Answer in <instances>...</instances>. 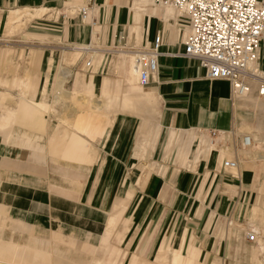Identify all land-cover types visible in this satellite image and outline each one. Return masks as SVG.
<instances>
[{
	"label": "crops",
	"instance_id": "0c3cea01",
	"mask_svg": "<svg viewBox=\"0 0 264 264\" xmlns=\"http://www.w3.org/2000/svg\"><path fill=\"white\" fill-rule=\"evenodd\" d=\"M79 2L80 0H0V38L12 37L23 30L16 34L8 33L6 29L10 12L18 10V8L35 9L43 7L48 9L49 13L41 18L25 19L24 21H30L32 27L55 31V33H58L57 36L65 37L68 42H72L70 48L73 50L71 52L66 49L62 51L55 75L53 93L62 65L71 68L73 73L65 85L75 77L72 66L76 65L85 55V51L79 49L81 46L90 45L93 41L101 44V40L105 44L109 43L112 44L111 46H116L118 36L121 35L122 38L125 34H127L130 45H137L131 40L133 26L131 6L134 0H96L92 18L95 19L94 22L97 26L93 28L90 25L91 19L82 24L69 22L75 16L71 15L68 9L77 7ZM155 6L156 4H153L148 7V12L151 15L150 30L148 31L145 27V17L143 18L141 43L139 45L147 42L149 32L152 35L157 28H154L153 23L156 13L152 7ZM170 12L166 17L159 16L160 13L157 12V16L163 19L162 33L166 37V44L162 48L163 52L177 50L179 48L177 42H182L184 39L182 35H179V31L183 27V24L179 25V20L177 21V32L173 31L174 19L172 15L175 14L171 10ZM48 15L50 18L53 16V22ZM61 19H64V23L60 24L59 20ZM32 22L38 25H34ZM96 29L100 32L99 39L96 36ZM34 33L36 32H26L27 38L31 40L33 36L42 34ZM77 50H81L83 56L81 55L82 58L80 57L72 62ZM5 53H9L6 60L10 62L12 60L10 54L13 52L6 50ZM23 53L24 50L20 55L21 58ZM90 53L84 63L83 70L85 72L77 74L75 77V89L67 90L90 93L93 97L99 98H103L108 93L116 95L124 93V89L130 87L126 81V76H122L123 80L126 81L124 87L118 84L112 89L105 84L106 81L103 77L87 74L89 70L96 71L101 67L103 68L110 60L108 54H116L117 56V53L99 50ZM118 56L116 61L112 59L110 63L115 62L118 72L122 74L120 69L121 60ZM44 57L43 47H32L31 55L27 59L28 64L24 66L22 76L8 80L0 76V83L17 87L18 92L20 89L26 88V97L29 101L43 103L46 101L45 96L48 93L55 64L54 57H51L49 71L47 70L43 75ZM88 60L92 61L94 67H87ZM262 62L264 63V47ZM160 64L159 81L153 83L149 86L151 88L147 89L140 85L142 91L155 95L156 104L154 108L145 107L144 105H137L138 107H136V105L121 103L118 106L120 108L117 107L119 104L116 103L115 106H111L109 109L106 108L109 123H105V125L110 124L112 121L111 112L114 113L120 111V109L121 111H131L141 117L143 119L141 125L144 128H149L153 119L160 116L161 124H157L155 129L152 128L153 140L150 139L151 135L149 134L145 138L143 130L137 125L136 115L123 113L117 115L115 124L110 129V135L105 142L91 141V144H83L84 148H78L76 154L71 153V149H62V146H60L62 143L64 144L66 138H72V143H74L73 135H67L64 139L67 128H65L64 135H60L58 131L54 133L56 127L52 126L53 124L49 125L47 135L39 139L36 144L34 142L29 143L20 135L8 138L0 134V264H136L139 262L138 256L132 255L127 258V253H124L126 251L121 248L120 244L126 241L138 246L141 240H143V248H147L139 253V256L144 260L153 261L159 251L171 250L169 261L173 259L174 253L178 251L182 256L181 264H188L189 262L190 264H206L204 262H207V260L214 262L217 256L221 255L222 249L227 248V240L209 242L206 244L207 248L210 246L207 253L200 246L202 240L200 238V223L189 225L184 222V219L183 222H179V217L175 221V218L170 217L169 208L160 203V200L168 198V189L174 187L172 184L178 182L179 172L177 176H174V174H171L173 168L167 167L162 172L164 175L154 178L153 173L155 171L153 168L155 163L158 167L159 165L166 166L153 159L152 163L154 164H151L146 173V178L149 180L147 184L149 190H143L138 183V181L141 182L139 172L133 169L140 165V159L144 151L143 144H146V150L153 154H151L153 158H155L153 152L158 150H162L163 154L165 152V155H169L170 152L174 153L178 163L186 166L189 170L181 186L174 187L181 195L179 199H183L192 180L191 177L194 176L190 172L193 173L198 164L200 169L198 173H203L201 177L204 178L203 180L200 178L201 183L197 182L199 190L196 189L197 186L194 187L196 189L195 193H198L197 197L203 194L206 201L209 198V204L212 206L198 207L197 210L195 209L197 212L193 213L200 214L199 211H201L202 217L206 214L221 215L223 213L222 202L217 209H214L213 204L215 205L219 199V192H222L221 188H223L222 183L226 184L230 191L236 192L235 181L241 179L244 183L251 180L256 166L249 165L250 167L246 169L239 168L233 174V177H230L231 174L221 169L224 158L219 156L218 151L216 149L210 151L204 147L202 141L207 133L203 130L209 132L222 131L219 128H224L225 131L231 130L234 126L230 117L232 101L233 103L234 101L239 102L237 107L263 109L264 98H260L255 93L256 87L248 96H232L228 81L209 80L205 77L204 70L193 59L162 56ZM19 68H21L20 63L12 71L18 73L21 70ZM131 87L133 86L131 85ZM1 90L0 86V92ZM190 92L192 97L189 96ZM10 96V92L0 93V117L4 114L3 112H5L7 106L6 102L3 108L1 101L9 100ZM200 104H203L204 107H200ZM132 106H135L138 110L135 107L134 110ZM13 108L16 109L15 106ZM110 109L112 111L109 113ZM191 109L193 111L190 112V119L188 113ZM224 117L227 118V124L221 123L220 125L218 120ZM87 118L88 123L85 125L84 136L99 134L98 129L94 131L90 129L92 118L90 119L88 116ZM58 127H61L59 122ZM195 128H199V132ZM262 129L259 127L260 134ZM53 133L54 135L50 137ZM251 134L257 143L258 135L252 131ZM103 135V138H105L106 134L103 133ZM78 136L80 135L78 134ZM166 136L167 139H165ZM209 137L208 139H210ZM80 138L83 141L81 136ZM12 139H19L20 144L11 143ZM50 142L51 144H49ZM196 142L197 148L194 150ZM193 151L194 158L191 159L190 155ZM72 155L76 157L74 158ZM91 156L94 157L93 160H91ZM89 158L91 161L87 163ZM248 159L255 160V162L257 160L264 161L261 158ZM218 166L220 169H214ZM76 168H82V172L77 173ZM206 170L211 172L207 173ZM214 170L218 174L214 173ZM190 175L191 177L188 178ZM181 188L186 189V191L180 190ZM127 190L133 192L129 191L127 198H132L133 194V198L138 197L137 193L144 192L152 200L145 211L136 213L137 215L143 214V220L146 216H149L148 223H139L141 227L144 225L143 231L147 233L145 239H130L128 241V239L122 238L117 231L118 219L131 209L127 204V200L122 199ZM256 200L263 203L264 195H258ZM114 204L115 209L111 212ZM248 209L256 212L258 206L250 203ZM136 216L134 215L132 220ZM214 216H211L208 225H205L206 227H210L215 221ZM122 228L123 225L120 229ZM133 230L135 231L137 228ZM256 230L260 232L259 228H256ZM114 235L117 237V243L113 242ZM263 244L264 242L261 240L260 247L262 250H264ZM59 246H65L67 251L72 253L75 251V247H83L88 253L78 251L81 254L67 253L64 255ZM124 246L127 247V244ZM95 252H98V254H95ZM215 264L220 263L216 262Z\"/></svg>",
	"mask_w": 264,
	"mask_h": 264
},
{
	"label": "rangeland",
	"instance_id": "374dc122",
	"mask_svg": "<svg viewBox=\"0 0 264 264\" xmlns=\"http://www.w3.org/2000/svg\"><path fill=\"white\" fill-rule=\"evenodd\" d=\"M152 9L156 13V17L153 18L154 28H156V27L162 28L163 19L159 16L163 15V17H166L171 12L167 11L163 7L159 8V7L155 6V7H152ZM157 12L160 13L159 16H157ZM52 18L53 17H51L50 19L53 22L54 19H52ZM25 19L26 18H23V20H25ZM63 20L64 19L59 20V23L60 24L64 23ZM68 21H69V19H68ZM68 21L66 22V25H67ZM72 21L75 22L76 24H82L81 21L78 20L77 18H73L69 22H72ZM29 22L30 21L26 22L21 33L14 35L12 37H9V38L5 37V34H4L5 38H0V51H3L0 53V76L3 79H7V80L13 79L14 77L17 78L18 76H22L23 68L25 65L28 64L27 59L31 55V48L32 47H34V48L43 47L44 48L45 57H44V66H43L44 69L42 72L43 75L48 70L49 61H50L51 57H54L55 64L53 66L51 83L49 84L48 93L45 96L46 101H44L43 103L40 104L41 111L37 112L36 114H34L33 112H30V115H24L23 117L24 118H27V117L30 118L27 120L31 121V122L33 120H36V119H37V121H39V120L44 121V119H48V121H44V122H47V131H48L49 125L53 124L52 126L56 127L54 133L58 131L60 135H64L65 128H67V126L65 127L64 122H62V121H64L63 117L66 115L72 114L74 111H76V109L79 108V106H77V101L74 100V102H73V101L68 100V99L65 100L66 102L63 101L62 103L57 104L58 100H54V99H57V97H54L55 95L53 93V88H54V83H55V75H56V72L58 69V64H59V62L61 60V56H62V51H63V49H66L67 51L71 52L73 50L70 48L72 42H68L65 39V37L62 38L60 36H57L58 33H55V31H52L50 29H48V30L44 29L43 30V29H39V27L38 28H36L34 26L32 27ZM32 24L38 25L35 22H32ZM48 25H50V24H48ZM50 26H52V25H50ZM7 28L9 29L10 26L8 25ZM182 30L184 31V29H182ZM18 32L19 31H17V33ZM26 32L27 33L36 32V33H42V34H38L39 36H33V39L30 40L27 38ZM36 33H34V34H36ZM166 33H167V31H166ZM12 34H16V32L12 33ZM126 36H127V34H125V39H126ZM127 40H128V37H127ZM77 43H80V42H77ZM111 45L112 44H109V43L108 44L103 43L102 40H101V44H98L94 41L92 43V47H96V48L114 47L116 49L117 48L121 49V47H122L118 43H116V46H111ZM122 49L131 50L132 46H130L128 49L122 47ZM6 50L13 52L12 54H10V56L12 57V60L10 62H8L6 60L7 55H9V53H5ZM22 50H24V53H23V57L21 58L20 55L22 53ZM108 55H109L110 60L108 63L105 64V66L103 68L101 67L102 69L99 68L96 71L89 70V71H87V74L88 75L94 74L98 77H103L106 81L105 84L110 86L112 89H114L116 87V85H118V84H120L124 87L126 85V82L123 80L122 74H120L118 72V69L116 68L115 62L110 63V61L112 59H115V61H116L118 55L117 56H116V54H108ZM88 57H89V54L87 55V57H85V55H84V57L82 59H80L76 65L72 66L74 69V72H75V77L77 74L85 72L83 70V67H84L85 60ZM19 63H20V67H21L19 69H21V70H19L18 73L13 72L12 70ZM92 67H94V64L92 65ZM75 77L73 78V80H71V82L67 83V85L65 86V87H67L68 90L75 89ZM0 86L2 88V90H1L2 93L10 92L14 96L17 95V94H15L18 92L17 87H10L9 85L4 84V83H0ZM189 96L192 97L191 92H190ZM191 97H189V98H191ZM47 101H49V103H47ZM6 102L8 105L11 101H9V100L1 101L3 108H4V105ZM234 103H236V104H234ZM234 103H233V101L231 102V116H230L231 121H233V123H234L233 128H231V130L229 129L227 131H225L224 128H219V129L224 131V132L234 131V132L238 133V135H242L244 133L249 134L252 131L258 135V141L255 144L253 151H251V152L253 153L256 151H264V108L263 109H255L254 107H237L239 105V102L234 101ZM62 104H63V106H61ZM10 105H11V107H13L12 104H10ZM162 105H163V103H162ZM235 105H236V107H235ZM73 107H75V108H73ZM200 107L203 108L204 107L203 104H200ZM68 108H70L71 110L70 109L68 110ZM162 109L163 108L161 106V110ZM192 111H193V109H191L189 111L188 118H190L189 115H190V112H192ZM120 113L134 114L131 111H117V112L111 113V118H112L111 123L108 125H105V124L99 125L97 127V129L100 131V133L96 134L95 136H93V135L84 136V133H75V131H72V132L75 134H79L83 138V141H84L83 144H91V141H102V142L104 141L105 142L110 135V133H109L110 129L115 124L117 115ZM134 115H136V114H134ZM87 116L92 118L94 116L93 111L88 110ZM135 119L137 120L138 127L143 130L145 138L149 134V135H151L150 139L153 140L154 134H153L152 128L155 129L157 124H161L160 123V121H161L160 116H157L156 118L153 119L152 123H150L149 128H144L141 125V123L143 122V119L141 117L136 115ZM226 120H227V118L224 117L221 120L219 119L218 121L220 122V125H221V123L227 124ZM58 122H59V125H61V127H58ZM39 124H42V123L39 122ZM259 127L263 128L261 134L259 133ZM195 130L197 132H199V128H195ZM203 131L210 135L209 131H206V130H203ZM54 133L50 137H52L54 135ZM103 133L106 134L105 138H103L104 137ZM31 134L33 135L32 132H30V136H32ZM50 137H49V140H50ZM165 139H167V136L165 137ZM37 141L38 140L34 141V144H36ZM13 142L15 144H20L19 139H12L11 143H13ZM49 144H51V142ZM60 146H62V149H68V150H70L71 148H74V149L80 148V146H74L73 145L72 138H66L64 144L62 143V145H60ZM142 147H143L144 151L142 152L143 156L140 159L141 160L140 165L133 169V170H138V172H139V178H141V182L138 181V183H139L140 187L143 190H149V188L147 187L149 180L146 178L147 177L146 173L150 169L151 164H154V163H152L153 159H154V161H157V162L166 166V167H163V166L159 165V167H158L157 164L155 163L154 168H153L155 171L153 173V177L158 178L159 176L164 175V173H162V172H164V170H166L167 167H172L173 169L171 171V174H174V176H177L178 172H179V178L181 179L179 181V178H178V182H176L177 184L173 183L172 186L180 187L181 183L183 182V179L185 178L186 173H189V170L187 169L186 166L178 163V159L176 158V155H174V153H172V152H170L169 155H165V152L163 154L162 150H158L156 152H153L155 155V158H153L151 156L152 153H150V151L146 150V144H143ZM196 148H197V142L194 144V150ZM238 148H240V147H238ZM238 153L240 155L239 157H240V161H241V167H240L241 169H246L247 167H250L249 165H251V166L255 165L256 168H255L254 174L252 175L251 180H247L244 183H243V181H241V179H238L235 181L236 187H237L236 192L230 191V189L227 187V185L222 183L223 188H221V189H222L223 193L219 192V199L215 205L213 204L214 209H217V207L220 206V203L222 202L221 206L223 209L222 210L223 213H221V215H215L214 216V214L213 215L206 214L205 216L202 217L201 216L202 212L199 210L198 211L200 212V214L193 213V212H197V211H195V209L197 210L198 207L199 208L200 207H206L208 205H209V207L212 206L211 204H209V202H210L209 198H207V201H206V199H204L203 194H201L197 197L198 193H195L196 189L199 190L198 183L199 182L201 183V181L204 178V177L203 178L201 177V176H203V173L202 174L198 173V170H200L198 168V164L196 165L195 169L193 170V173L190 172V174L191 175L193 174L194 176L191 177V175H190L188 177V178L191 177L192 180L189 184V188L187 189V191H186V189H182L183 187L180 189V190L187 192L183 199H179L181 197L180 193H178L174 189V187H172V188L168 189V195H169L168 198L166 197L164 200H160V203L163 206H167L169 208V212L171 213L170 217L175 218V221H176V218L179 217L180 218L179 222H183V219H184V222L189 224V225H193V224L198 225V223H200V228H199L200 229V238H202V240L200 241V243H201L200 246H202V249L206 250L207 253H208V250L210 249V246L207 248V246H206L207 243H209V242L213 243V242H217L220 240H227L228 241L227 242L228 243L227 248H225V250H224V248L222 249L221 255L217 256V258L214 262H211L210 260H207V262H204V260H202V262H204L206 264H215L216 262H219L220 264H264V250L261 249V247H260L261 245H260V241H259V239H261L262 242H264V201L262 203V202H259L256 200L258 195H264V161L257 160L255 162V160L246 158L245 154H242L240 151ZM91 157H92L91 160H93L94 157L93 156H91ZM190 158L191 159L194 158V151L191 153ZM91 160L89 158V162H87V163H90ZM76 169H77V171H76L77 173L82 172V168H76ZM214 169H220V167L219 166L214 167ZM206 172L209 173L211 171L206 170ZM213 172L218 174L215 170ZM200 178L202 180H200ZM226 178H230V177H226ZM128 185H129V183L127 184V186ZM194 187H196V189ZM129 191H131V190L126 191V195L122 199L127 200V204H128V206L131 207V209L129 211L125 212V214H123V216L118 219L117 231L121 235L122 238H125V240L128 239V241L130 239H133V240H137V239H141V238L145 239L147 237L146 236L147 233H146V231H143L144 225H143V227H141V226H139V223H144V224L148 223V221H149L148 217L149 216H146L145 219L143 220L144 215L143 214L137 215L136 213L145 211L146 207H148L151 204L152 200H150L144 192L137 193L138 197L133 198L134 197V194H133L132 198H127L126 196H127V193ZM140 191H142V190H140ZM122 199H120V200H122ZM250 203H251V205L255 204L258 206V210L256 212L252 209H248V205ZM115 204H114L111 212L114 211ZM133 205H135V206L132 207ZM187 212H188V214H187ZM134 215L135 216L137 215V216L134 220H132ZM211 216H214L215 221H213V223L210 227H206L208 225V222H209ZM130 224H131V226H130ZM122 225H123L124 229L123 228L120 229ZM129 228H131V230H129ZM134 228H137V230L134 231L133 230ZM256 228H259L260 232H258L256 230ZM118 229H120V230H118ZM220 229H223V230L220 231ZM252 230L257 232L258 237H257L256 241L248 242V241H246V239L244 237V232L252 231ZM112 239H113L114 243L118 242L117 237L115 235L113 236ZM142 241L143 240H141L140 244L138 243V246H135L134 243H132V244L130 242L127 243L126 241L123 242L122 244H120L121 248L124 251H126L124 253H127V255H126L127 258H128V256L130 258L132 255L138 256L139 262L136 264H139L141 260H144L139 256V253L143 252L145 249H147V248H143L144 245H143ZM125 244H127V247L124 246ZM59 248L63 251V253L65 255L67 253H69V254L74 253L75 255L81 254L80 252L88 253V251L84 250L83 247H75L74 248L75 251H73V253L68 252L67 248L65 246H59ZM112 249H114V248H112ZM78 251H80V252H78ZM89 253H92V252H89ZM95 254H98V252H95ZM170 255H171V251L168 252V254H167L168 261L167 260L166 261L168 264H169V260H170L168 256H170ZM184 255H186V254H184ZM204 259H205V257H204Z\"/></svg>",
	"mask_w": 264,
	"mask_h": 264
},
{
	"label": "built area",
	"instance_id": "2783aa9c",
	"mask_svg": "<svg viewBox=\"0 0 264 264\" xmlns=\"http://www.w3.org/2000/svg\"><path fill=\"white\" fill-rule=\"evenodd\" d=\"M161 6H170L179 13V25L185 24L188 33L179 48L173 52H163L166 37L161 28H156L148 41L141 46L130 45L127 36H118L117 43L135 53L138 82L149 87L159 81L160 58L193 59L205 72V77L225 79L230 83L231 94L246 95L255 88V93L264 98V0H154ZM96 0H80L77 14L81 22L90 18ZM66 16V14H64ZM94 21L95 19L92 18ZM97 21V20H96ZM184 34V31L181 32ZM124 43V44H123ZM116 44V43H115ZM93 48H83L87 57ZM88 66H92L88 60ZM220 131H212L214 138ZM236 144L250 147L252 137L248 133L237 135ZM235 157H225L221 169L233 175L241 167ZM248 242L257 240L256 231L244 232Z\"/></svg>",
	"mask_w": 264,
	"mask_h": 264
},
{
	"label": "bare ground",
	"instance_id": "6f19581e",
	"mask_svg": "<svg viewBox=\"0 0 264 264\" xmlns=\"http://www.w3.org/2000/svg\"><path fill=\"white\" fill-rule=\"evenodd\" d=\"M79 4H80V2L77 3V7H72L71 9H68V12L71 15L76 17ZM153 4H156V7H159V8L163 7L167 11L171 10L174 12L175 15H172L173 19H174L173 31L177 32V23H178L177 21H178V16H179L180 12H178L177 10H175L174 8H172L170 6H161V5L157 4L154 0H134L133 5L131 6V8H132L131 10L133 11V26H132V30H131V40L137 44L136 46H141L139 44L141 43V34H142L141 29H142V21H143L144 17H145V27H146L147 31L150 30V24H149L150 22L149 21H151V15L148 12V7L153 5ZM46 13H49L48 9L43 8V7L42 8H35V9H30V8L19 9L18 8V10H14V11L9 13L8 20H7V27L9 25L10 28L9 29L7 28L6 30L8 31L9 34H12L15 32L17 33V31L20 32V30H22L26 24V22H24L23 18H26V20H31V19L33 20L34 18H37V17L41 18ZM49 18H50V16H49ZM89 19H91L90 25L92 26V28L97 26L96 23L92 20V14L90 15ZM88 20H86L85 22H81V23H86V22H88ZM182 29H184V34L182 35V33H181L182 30H180L179 35L180 36L182 35L183 38L185 39V37L188 33V27L185 24H183ZM162 30H163V25L161 28V32H162ZM95 32H96L97 38L99 39L100 32L98 31V29H96ZM87 47L93 48L90 52L99 50V51H107V52L110 51V52L117 53V55H119V58L121 60L120 69H121L122 76L123 77L126 76V81L130 85V87L125 88L124 93H121L119 95H116L113 93H108V94H106V96H103V98H99L96 96H95L96 97L95 98L90 93L68 91L67 88L65 87L66 86L65 84H66V82H68V80H70V77L72 76L73 73H72L71 68L63 66V65L61 66V68L59 70L58 77H57V84H56L55 90H54L55 91L54 97H57V99H54V100H58L57 104L62 103L63 101H65L67 99L71 100L73 102H74V100L77 101V106H79V108L76 109V111H74L71 116H68V115L64 116L63 117L64 121H62V122H64V125L67 126L66 133L64 135V139L67 135H73V138H74L73 144L75 146L79 145L81 149L84 148V146H83L84 142L82 141L80 136H78V134H75V133H84V129L86 128L85 125L88 123L87 122L88 121V118H87L88 110H91L94 113V116L92 117V120L90 123V129H92L94 131L95 129H97V127L99 125L109 123L107 121L108 117L106 115V112H107L106 108L109 109V107L115 106V103L116 104L121 103V104H126V105L132 104V105H136V107H138L137 105H141V106L144 105L145 107L150 106L152 108H154L155 104H156V97L154 94H151L150 92H145V91L141 90V86L138 82V72H137V69L135 66V63H136L135 53L132 50H125V49H122V47H121V49L120 48H117V49L116 48H111V49L110 48H96V47H92V43L90 45L81 46V48H79V49L83 50V48H87ZM81 50H77V52H75V57L73 56L74 59L72 62H75L77 59H79L81 57V55L83 56V54H81ZM91 64H92V61H91ZM87 67H90V66L87 65ZM212 80H225V79H212ZM131 85L133 87H131ZM144 88H151V87H144ZM249 94H246V95L235 94V96H248ZM17 95L18 96L16 97V95L14 96L11 94V96L9 98V101H11V102L6 106L5 112H3L4 114L0 117V134H2L3 136H6L8 138H12L14 135L15 136L20 135L21 137L28 140L29 143L34 142L35 139H37V140L41 139L43 136L47 135V122H44V121H48V119H44V121H42V120L37 121V119H36V120H33L31 122V121L27 120L30 118H28V117L24 118L23 117L24 115H30V112H33L34 114H36L37 112H40L41 111L40 103H37L34 101H29L27 99L26 88L20 89V91L17 93ZM103 95H104V93H103ZM47 103H49V101H47ZM10 104H12L13 107L15 106L16 109L11 107ZM61 106H63V104ZM118 106H120V104L117 105V107ZM70 108H68V110ZM73 108H75V107H73ZM118 108H120V107H118ZM135 108H134V110H135ZM112 109H113V107H112ZM136 110H138V109L136 108ZM139 110H140V108H139ZM111 111L112 110L110 109L109 113ZM120 111H121V109H120ZM105 121H107V122H105ZM39 122L42 124H39ZM87 130H88V128H87ZM72 131H75V133L72 134ZM30 132L33 133V135L31 134L32 136H30ZM87 134H89V132H87ZM206 135H205L206 137L202 141L204 147L208 148L210 151H214L216 149L218 151L219 156H222L223 158L235 157V154L237 156H240L238 153L240 151L242 154H245V156L247 158L264 159V151H256L253 153L251 152V151H253L255 144H256V141L254 140L251 133H249V135H251V137H252L251 146L245 147V148L237 146L236 136L238 135V133H236L234 131H229V132L220 131L219 136H217L215 138L212 135L210 136L208 133ZM201 137H202V135H201ZM208 137L210 139H208ZM238 147H240V148H238ZM71 151H70L71 153L74 152L73 154H76L77 148L76 149L71 148ZM219 156H218V158H220ZM70 158H71V156H70ZM238 158L240 159V157H238ZM236 171L237 170H234V174ZM230 177H233V175H230ZM259 241H261V240H259ZM169 251H171V250H168V251L167 250H161L158 252L155 260H153V261L143 260V262H141L140 264H168L167 263V261H168L167 254ZM36 252H38V251H36ZM181 260H182L181 254L178 251H176L174 253L173 259L171 261H169V264H181ZM188 264H190V262Z\"/></svg>",
	"mask_w": 264,
	"mask_h": 264
}]
</instances>
